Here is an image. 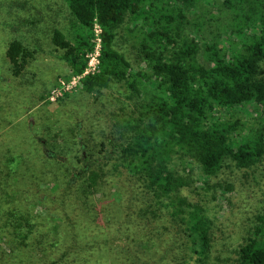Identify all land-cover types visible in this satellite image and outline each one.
I'll return each instance as SVG.
<instances>
[{
	"label": "rangeland",
	"instance_id": "374dc122",
	"mask_svg": "<svg viewBox=\"0 0 264 264\" xmlns=\"http://www.w3.org/2000/svg\"><path fill=\"white\" fill-rule=\"evenodd\" d=\"M178 1L204 62L201 43L218 22L204 20L198 32L193 22L209 17L221 0ZM54 28L74 45L62 0H0V264H191L184 225L141 179L116 167L124 141L117 115L141 99L123 82L81 91V76L70 75L65 50L52 42ZM97 37L95 25L88 71L98 66ZM14 40L16 63L7 55ZM132 44L120 29L115 47L141 67ZM252 115L223 116L264 127ZM191 171L180 195L206 208L212 220L204 262L237 264V250L264 209V155L251 168L230 164L215 176L203 175L196 164Z\"/></svg>",
	"mask_w": 264,
	"mask_h": 264
},
{
	"label": "trees",
	"instance_id": "16d2710c",
	"mask_svg": "<svg viewBox=\"0 0 264 264\" xmlns=\"http://www.w3.org/2000/svg\"><path fill=\"white\" fill-rule=\"evenodd\" d=\"M62 1L75 43L59 28L51 39L65 50L70 75L83 72L95 45L94 26L99 28L98 66L80 77L79 89L92 92L123 82L141 99L117 115L124 141L116 167L141 179L171 219L184 225L190 263L205 264L212 220L180 189L191 183L193 164L208 177L230 164L251 168L264 155V127L223 116L248 110L264 121V0H221L209 17L193 22L197 32L206 22H218L201 43L204 62L198 58L199 41L185 31L186 8L178 0ZM120 29L135 39L132 48L141 67L115 47ZM17 44L12 41L7 50L15 63ZM87 168L73 171V178ZM252 223L237 250V264H264V209Z\"/></svg>",
	"mask_w": 264,
	"mask_h": 264
},
{
	"label": "built area",
	"instance_id": "2783aa9c",
	"mask_svg": "<svg viewBox=\"0 0 264 264\" xmlns=\"http://www.w3.org/2000/svg\"><path fill=\"white\" fill-rule=\"evenodd\" d=\"M99 40H100V38L97 37L98 45H99ZM93 51H94V50H93ZM94 55H95V57H96V65H98V61H99V60H98L99 49H98V51H97V48L95 49ZM87 63H88V64H86V66H85L83 72H82L79 76H82V75L87 74V73H92V72L95 71L96 66H95V69H94V70H92V71H88L89 67H91L92 65H94L93 62H92V60L88 61Z\"/></svg>",
	"mask_w": 264,
	"mask_h": 264
}]
</instances>
